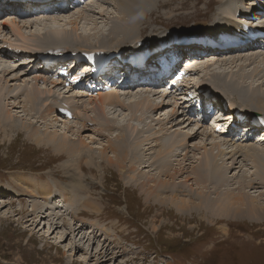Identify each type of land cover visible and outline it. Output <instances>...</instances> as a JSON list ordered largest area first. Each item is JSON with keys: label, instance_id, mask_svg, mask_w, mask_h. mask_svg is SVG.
I'll list each match as a JSON object with an SVG mask.
<instances>
[{"label": "rangeland", "instance_id": "rangeland-1", "mask_svg": "<svg viewBox=\"0 0 264 264\" xmlns=\"http://www.w3.org/2000/svg\"><path fill=\"white\" fill-rule=\"evenodd\" d=\"M39 1L41 0H29V1L18 0L16 3L12 4V5L16 4L15 8L8 6V8H5V10L7 9L6 11H0V30H2L0 34L1 37L9 38L10 36L9 40L11 41H8V43H13V44L16 43L15 45L18 44L23 45V40L19 38V36H17V30H18L21 33H24L23 37L25 38V40H27V42H30L28 39H34L33 32L35 28L31 29V26L30 27L23 26L22 25V23L24 22L23 19L30 18L35 21L37 18L44 16L43 11L40 12L33 11L31 15L29 14L24 16L21 14L25 13L26 10L24 11L23 9L24 7H26V5H28L29 8H31L32 5H36L35 3ZM92 2L93 3H89L90 5L89 7L85 5L84 6L85 9L89 10L90 8H93L96 4L105 5V4H101L102 2L101 3H97L94 1ZM111 2L112 5L107 4L105 8H108L110 11H113L115 9L116 0H111ZM222 2L223 0L220 1L219 0H177L176 3L165 5V2L159 0L158 1L159 5L158 3L157 4L155 3L156 7L154 6V8H151L149 13L146 14L145 18L144 17H143L144 19L142 18V21L139 25L140 26L139 29L143 30L139 34V36H141L139 38L141 42L136 44H138L139 47L142 42H145L148 38H151V36L153 37L155 34L161 36H163V34L164 35L166 34L169 37V42H171L170 40L177 37H180L179 40H181L182 38H187L188 36H191L195 32L203 30L201 29V27L202 28L210 27L211 25L214 24L211 21H213L215 12L217 9L220 8ZM251 6L261 7L263 6V4L261 3L258 4L254 0H251L250 7ZM0 8L2 9L3 7ZM36 8L38 10V7ZM78 9L81 10L80 8L71 6L70 8H66L65 11L68 10L73 12L71 13L72 16L79 13ZM172 9H174V11L167 15L163 13V12H169ZM243 9H246L244 5H242L241 10L235 11L237 13L234 12L235 14L233 13V16L236 17L238 20H244L243 18L241 19V15L243 14L242 12ZM28 11L30 12V10ZM65 11L61 12V14H67L65 13ZM228 11L229 9L226 12L228 13ZM256 11L257 13L261 12V15L263 16V12L261 10L256 9ZM69 16H67V19H69ZM221 18L226 20L227 16L222 15ZM262 18L264 19V17ZM44 19L47 20L50 18L46 17ZM102 19H98L97 21H101ZM45 20L41 22H37L36 23L37 26L39 24H44ZM143 21H145V23H143ZM84 25H87L85 23V20L84 22L79 21L77 27L75 26V24L64 23L61 21L56 22L55 26L58 28H64V32L60 35H57L55 40H57L58 43H55V45L59 46V45H64V43H72L73 46L70 47L74 49H81V47L84 44L90 45L91 48L94 46L98 47L101 43L114 44L115 42L114 39H107V41L106 40L104 41L105 43L100 41V43L98 44L97 42L93 43L92 40H87V38L83 37L84 33H88L87 30L83 27ZM236 25L240 27V24L238 22H236ZM19 26L21 29H19ZM109 27L112 28L113 27L112 24H109L106 27H104V25L101 26L103 31L106 32L109 31ZM49 29L53 31L52 27H50ZM153 29L158 30L159 32L156 31L152 33ZM136 31L137 29L128 33L125 32L126 34H124L123 37L122 36L115 37L119 39L123 38V40L126 41L125 43L120 44L119 47L126 48L128 46L127 43L130 42L129 40H127L128 36L135 34ZM235 31L236 28L233 27L232 25L230 26L229 24L225 26L224 32L221 33H232L233 36H235L236 34ZM209 32L210 30L205 33H209ZM210 34H215V33L211 31ZM51 36L53 37L54 35L51 34ZM90 37L91 35H89V38ZM245 39L246 38H244L243 40ZM34 42L37 44L35 45L36 47H34L35 49L33 48L34 50H36L35 52L44 53L52 50V49L50 50L47 45H41V43L36 40H34ZM190 45L191 43H188L187 46H185V44L179 45L183 47V49H179L181 58L178 62V65L175 68H179L181 72L185 69L184 60L187 58L188 53L198 51V50H194L196 47ZM107 46L109 47L112 45H107ZM42 47H46V48H42ZM197 47L201 49L200 51H204L203 49L206 48L202 46H197ZM190 48L192 49L190 50ZM28 49L31 50V46L28 45ZM122 50L123 49L116 51L117 53L115 54V57H117L118 60L121 53L120 51ZM207 50H208L207 52H209L210 48ZM225 50L226 49H222V50L218 49L215 51H219L222 54V56L223 55L225 56L226 55L225 52L229 53L228 50L227 51ZM73 51L74 50L68 52L61 51V53H54L55 55H53L52 58H54V56L66 57L67 55L72 56V58H74L76 54L73 53ZM76 51L77 50H75L74 52ZM234 51L235 50L230 52V54H232ZM135 52L136 51L130 52L126 56L129 58L133 56ZM143 52L144 50L141 51L140 54H142ZM256 52H260V51H256ZM77 53H81V51L78 50ZM83 54L88 57H92L95 55L99 57L102 56V52L96 49H92L90 51L85 50ZM14 55H12L13 58L11 61L7 63L5 62V66L7 68H11L10 69L11 72L9 71L8 74L4 76L5 79L0 77V84L2 86L11 85L10 87L13 88L14 90L10 92V94L14 96L13 97L14 101L16 103L22 101V103H20L21 105L17 103L16 104L17 108H15L13 107V103L10 102V99L7 98L4 101L5 103L4 107L6 111L10 109H16V111L13 110L14 112L13 114H17L16 116H20L23 114V116L20 119L21 123H25V124L33 123L34 125L31 126V132L35 133L36 137H34L33 139L28 138L26 135L27 133L26 131H23L25 130L23 128L22 130L15 129L13 131L11 129H10L11 131L8 129L6 130L7 132H4L5 129H0V264H264V217L259 219L258 215H254L251 213H246V215H244L245 213L244 214L233 213L231 215L238 218L235 219L229 217H228L229 219L214 218L211 219L212 220L211 221L209 217L210 215L206 211L200 209V207L194 209L195 204H193L192 207H189L191 208L190 210L181 213L178 212L175 207H173L174 205L171 202L165 204V202L160 203V201H157L156 194H159L158 190H156V192L158 193H156L155 195L147 196V194L141 190L140 186H138V184H141V182L143 181V178L138 177L137 175H139L140 173L143 174V172H147L155 177H161L162 179L165 178V175H168L167 178L169 179V177L171 176L170 172L162 171L161 173L165 175L162 174L158 175L157 173L160 168L156 167L155 165L157 164V161L160 162L162 159L158 160L156 159V157L161 156L162 154L164 155L166 152L160 151L159 149L160 145L155 140H162V142H165L167 141L164 138L165 135L173 136L174 139H176L177 138V136H175L176 132L174 133L172 129H169L170 131L168 129L165 130L164 125H161L159 124V122L155 121L154 123L157 125L156 126L151 125L150 126L151 129L150 127H148L149 131L147 133L141 132V135L140 132L137 133V135H139L138 144H137V146L139 147V155H140L139 157L144 162L147 160V163L146 164L141 163V165L139 166L138 164L140 163L138 162V164L134 163L133 165L132 164L133 157H131V154L133 150H135V148H132L133 149V150L131 149L132 152L128 156L127 161H125V164L128 165L127 166L128 170L122 175L120 171H118L114 167L111 168V166L107 163L109 157L114 159L113 157L114 153L112 152V149L108 148V146L106 145L108 143L107 142L108 137H102L99 135L97 136V133L93 131L94 128L87 121L89 115H93V116L100 115L99 104L95 105L94 103L98 98L97 97L98 94H100L101 92L104 93L105 91H108L105 90L107 86L106 85L104 86V90L103 88L100 89L99 87L100 85H98L97 83L98 80L96 81L97 79L96 77H88L86 79L87 81L85 80L81 85H76L74 81H72L71 79L70 81L67 82H61L60 80H58L61 83L55 82V84H53L56 85L55 88L56 91L63 93L65 92L66 94L68 91H71V89L72 91L66 95L68 97H65L63 99L57 98L60 97L58 93L57 96H53V95L48 96L47 97L48 99L51 97V100H55L57 104L62 107H64V103L66 104V99L68 100L70 99V101L73 102L78 101L80 103L84 101L85 104L82 107H78V110L81 109L79 111V114L84 113L85 107H87L88 109H91L93 105H95L96 107L90 111H87L88 113H86V115L84 116H82L83 114H81L80 115L81 118L85 116L88 117V118L85 117L86 119L83 118V120L80 117H78V119L75 117L73 118L68 117L66 109L62 108L60 109V111H58V113L55 116L46 115L47 120L45 122H42V120L38 122L37 119H39L38 117H40L41 114H39L36 110H34L32 115L36 116L38 113V115L40 116H36L33 119H30L31 117L28 115H24V113L22 114L17 113L19 109L18 106L20 107L19 111L23 110L22 107L24 104L23 100L27 96V92L23 93L22 91L24 90L25 87H27V85L29 88L31 85L34 86L36 84L39 86V87L37 86L38 88L53 86L51 85L52 83L51 81L46 82V80L41 79L44 76V74L46 75L43 78H46L47 80L49 79L57 80V77H54L49 71H47L46 73L45 71L43 72L42 70L37 71L36 69H32V67L30 68L29 67L30 65L27 66L26 63L23 64V62H21L23 60H26L25 57H21L17 55L14 56ZM65 57L63 58L64 60L72 59ZM204 58H206V56H204ZM17 59H20L21 61L19 60L18 62ZM118 60L116 59L115 61ZM263 60L264 58L254 62L255 65L254 68L249 67V70L254 69V73L257 74L256 81L261 86L264 85V78H263L264 75L261 74L264 72ZM70 61L66 63H70ZM259 61L260 62L263 61V63H261L263 65V69L259 67L258 65ZM59 64L60 62L53 64L51 68H53L55 71L57 70V68H61L60 66L58 67ZM85 65L86 64H84V66ZM190 66L188 67L190 68ZM37 67H39V65ZM83 68L84 67L82 65L80 67L81 71H83L82 70ZM123 68L124 67H121L120 63H116L115 69L117 70L118 73V75L116 74V77H118L117 81L119 82L121 80V78H119L121 76L120 74L123 75L125 73ZM228 69L231 70L230 68ZM24 70L27 72L28 70H33V71L29 73L30 76H28L27 78V77H23V73L25 72ZM132 72L136 73V71H132ZM34 73L41 74L40 82L39 81L37 82L35 79H33V76H35ZM224 73L226 74L225 71ZM250 74L253 75V72L251 71L249 73H246L247 76ZM157 75L154 76L156 77ZM228 76L231 78V82L236 84V86L233 87H237V89H241L242 91H248L249 88L248 85L250 84V81L246 79H238L236 75L233 76L232 74H229ZM211 77L217 78L216 76H212V75L210 76V78ZM169 78H170L169 76L163 74H160L158 76L157 84L158 87H160L159 88L160 90H158L160 91V93L158 95H155V97L153 98V99L156 98L155 99V101L157 100L156 102L163 103L165 96L168 95L167 91L172 94H170V96H168V99L165 100L174 102L176 98L179 99V97L174 94L175 87L170 88L168 85V83H170L168 81ZM197 78L198 77H196L195 80H197ZM155 79H157V77ZM134 80H138V79L135 78ZM142 83L147 84L144 81H142ZM63 84L65 87L61 88L60 86H63ZM116 84H118V82H116ZM17 87H22V89H19ZM19 90L22 91L18 92ZM135 90H138V88L132 89V91H130L131 93L128 96H130L131 94H135V92H138ZM122 92L127 94L128 91L125 90ZM142 92H144V94H149L150 90L145 89ZM10 94H7V97L10 96ZM46 94L49 95V92H46ZM200 95H201V99H198L199 101L197 103L198 105L196 106V108L192 106L194 112L193 114L194 119L197 118L198 115L201 116L204 115L205 110L207 115L210 110H212V112L209 114V116L206 115L207 118H205V116H203V118L201 117L202 119L200 120V123L205 125H203L204 127L200 129L199 133L203 132L205 127L210 128V125L215 120V117H217L216 113L218 112L219 107L221 112V110L226 109L225 104L230 103L229 99H227L224 95L223 96L221 95L224 100L223 101L224 105L222 104L218 108H216L217 105L214 107V103H211L210 105L202 106V102H203L202 94ZM248 96L250 97L251 100L255 99V96H252L251 93H249ZM43 100H45V98ZM179 100L181 102V99ZM212 102L217 103V101H215L214 99H212ZM48 106L50 107V105ZM162 106L164 105L159 104L158 109ZM173 106H175L174 103L172 105L167 104L159 112L155 113V111L152 112L148 111L149 112L148 114H152L153 116L155 113L157 117L161 115L163 117V115L165 114L168 115L169 112H172L170 110L173 108ZM117 109H121L120 110L121 112L123 111L122 108H117ZM177 109L179 110L178 107ZM104 110L108 111V112L106 111V113L108 114L110 113L109 109H104ZM115 111H119V110H115ZM232 111L233 110L230 109L229 107V111L227 113H230ZM72 112L73 111H71V116H72ZM124 112L125 111H123V113ZM109 115L112 116V114ZM62 118H65L66 120H70L69 122H71L70 125L72 131H69L67 129V131H69L67 137L72 141H74L76 144H78V142L80 141L77 133H79L78 131L79 128L80 129L83 128L81 127L82 126L81 123L82 122L84 123V121H86V123H84L85 126H90L92 128L90 131L87 130L86 132H84L86 133V135L84 134L82 137L86 141V145H87L83 153L86 152V154H88L89 152L90 154L92 150L93 155L95 154V157H98L95 160L96 161L95 164L92 165L93 169L91 171L85 166L83 167L84 173L81 174L80 172H78L79 170L82 171V169L79 170L77 169L78 161L84 163L86 160H90L88 159V156L83 155L82 152H81L82 154L80 155L81 156L83 155V158H87V159L84 160L80 157L82 160H80L79 158L76 160L77 163L71 165L69 164L68 155L66 152L55 151L52 146H46L45 144H41L37 142V138L42 137L44 135H48V134L52 135V133L55 134V132H58V134H60L59 133L61 132L60 129L64 127V124H62L64 122L60 121L62 120ZM257 118L259 120H264V115L259 113ZM99 121L105 123L104 121L106 120L100 115ZM131 121L132 123L138 126L139 125L143 126L142 123H140L137 120H134L133 117ZM154 123L151 122V124ZM236 124H238L237 121ZM37 125L39 128L37 127ZM182 125L183 124H181L180 127L179 126L177 127L179 131L181 130L188 133L196 131L200 126V124L198 125L196 124V122H194L191 126L187 128H185V125L183 126ZM113 131L115 132L114 129ZM144 133L148 134L149 140L144 138L143 136ZM160 133L161 135H163L164 133V135L163 136L160 135L161 136L160 137L159 136ZM242 133L243 130H241L240 128V132L238 130L236 137L238 138L242 137L243 136ZM224 134H228V133L225 132ZM208 135L209 137L207 141H209V139L210 140L212 139V135L210 134V132L208 133ZM253 136L250 139L254 138V141H257L258 133H254ZM203 138L204 137L201 136V133L198 134V136L196 137L194 136L192 138H189L190 139L189 144L191 142L193 143H191L189 148L185 151H189V153H195L202 156L203 153L201 152H203L204 150L202 149L201 145L204 144V140H205V139L203 140ZM195 144H198V146L193 150ZM104 147L105 150L111 152L105 151L103 149ZM180 149L178 148L179 151ZM223 149H225V145ZM102 150L104 152V157H102L101 155ZM215 152H219L218 154L220 157L230 156V155H226V153L221 150L215 149ZM184 154L185 153H179L178 151H176V154H174L175 157L173 158V163H172L173 165L169 164V161L171 160L170 158L167 159L163 158L168 162L167 165L165 164V162L163 164H165L166 167L172 165L171 172H173L175 168L177 169L176 166H178L177 164L179 163V160L182 158L181 155L184 156ZM144 156L145 158L146 157L147 158L145 159ZM123 158H126L125 154ZM239 160L240 162H242L241 159ZM65 162L67 165H65ZM130 163L131 166H135L134 167V169L136 170L134 171L135 173L128 168L130 167L129 166ZM149 165L150 167H148ZM233 165H235V163H233ZM237 165H239V163ZM192 168H193V164L186 165V167L183 169V173L181 174V172H179V176H177V179L175 177L174 182L178 183L179 186L178 185L177 186L180 187L181 189L176 187L175 183H172L171 184L172 187L167 189L169 190L168 191L169 193L166 192V194L168 193L166 196L167 198L172 199L171 196L174 195L173 190H171L172 188L178 191L177 196H179L178 194L179 192L185 195L187 194L188 190L187 189L183 190V188L187 187L185 186V182H187V184L189 183L190 184L189 186H193L191 185L193 179H191L190 178L191 176L187 174V171L192 170ZM68 169L76 173V175H78L76 177L80 179L79 181H81L82 184H84L85 189H82L79 186L76 187L77 189H79L78 193H81V195L78 197L75 194V192L73 193V189L71 187L75 181L71 180L69 175L72 174L73 172L69 173ZM233 170L235 171L237 170V168H234ZM234 171H232L231 176L233 175ZM18 172L20 173L22 172V173L20 174ZM242 172L243 170L238 172L236 176L237 175L240 176ZM26 174H35L36 179L38 180H39V176L42 175L43 181L50 183H54V182L59 183L61 186L63 185V187L65 188L59 187L60 189L61 188L62 189L56 191L57 194L56 195L54 194V198H52L51 200L55 201L60 198L57 204L59 203V205H61L60 209L61 207L65 206L64 209L67 211L65 213H61L60 210L55 209L52 211V214H54L52 216H46L44 215V213H41V215H39L37 218L35 217L37 221L34 219L30 220L31 216L29 215V213L32 211L34 207L33 206L34 203L29 204L27 195L21 196L20 195L21 193L18 187L16 186V184H18L20 181L19 179H17V177L23 175H24L23 177H25ZM132 177H135L138 181L133 180ZM84 178L87 179L86 182L84 181L85 180ZM211 186L208 185V187L204 188L203 191L210 194ZM6 192H9L10 194H5ZM217 192L219 191L212 193V195L215 194L214 196L217 197L218 194ZM23 194H27V193L23 192ZM89 197L91 198L90 201H92L93 199L98 204L97 205L98 211L85 209L83 208L84 205H81L79 206L80 210L78 212L77 211L72 212L71 205H73L72 202L74 201V198L75 200H78L77 198H83V199L85 198L86 200V198L90 199ZM160 197L161 198L165 197V194H162ZM21 198L23 199L22 201H20ZM192 199L195 200L196 198L193 197ZM42 200L39 199L38 201L43 202L44 200L43 201ZM196 201L198 202V200ZM20 204H22L21 206H24L23 211L20 210L21 207L19 206ZM86 218L90 220L88 221L86 220ZM81 223H85L86 225H83L84 227L80 228ZM224 228L226 230H224ZM84 231L87 234H85ZM83 236H85V238Z\"/></svg>", "mask_w": 264, "mask_h": 264}, {"label": "bare ground", "instance_id": "bare-ground-1", "mask_svg": "<svg viewBox=\"0 0 264 264\" xmlns=\"http://www.w3.org/2000/svg\"><path fill=\"white\" fill-rule=\"evenodd\" d=\"M23 1H29V0H23ZM76 1L77 0H56V1L55 0H41L35 3L37 6L30 5L31 8H29V6L26 5V7H24L23 10L24 11L26 10V11L24 14L23 13L21 14L23 16L29 15V14L31 15L33 11H39V12L43 11L44 16L37 18L35 21L30 18L23 19L24 20V22L22 23L23 26H27V27L31 26V29L35 28V30L33 29L34 39H28L31 43L27 42V40H25V38L23 37L24 33H21L18 30H17V36H19V38L23 40V45H20V44L15 45L16 43L15 44L8 43V41H11L9 40L10 36L9 38H2L0 35V77L1 78L5 79L4 76L8 74L9 71L11 72L10 70L11 68H7L5 66V62L7 63L11 61L13 58L12 55L14 54H16L17 56L25 57L26 59L23 61H21L20 59H17L18 62L20 60L21 62H23V64L26 63L27 66L30 65L29 66L30 68L32 67V69H36L37 71L42 70L43 72L45 71L46 73L47 71H49L54 77H57V80L55 79L47 80L46 78H43L46 75L44 74V76L41 78V79L46 80V82L51 81L52 82L51 85L55 84V82H58V83L67 82V81H70V79L74 81L76 85H81L88 77H96V73L88 72V71L81 72V69L79 66L76 67L75 70H72V71H70L69 69H65V68H64L65 70L61 69L62 71L60 70L54 71V69L51 68V66L53 64H56V63H53L55 60H49L50 58H52L53 55H55L54 53H61V51L68 52L71 50H74V51L80 50L81 53H77V51L76 52L73 51V53L76 54L74 58L68 55H67L68 57L64 56L65 58H72V59H66L65 62H68L70 60L77 59L80 56H83L87 58L85 59L87 65L90 66L91 65L90 62H93L94 60H96L98 63V68H101V66L102 67L105 66L104 65L105 63L103 61L105 59L109 60L110 63L115 61L116 59L118 60V58L115 57V54L117 53L116 51H119L120 49H123V50L120 51L121 53H120L118 61L122 63H126L125 61L128 60L129 58L139 55L141 51L143 50L144 52L142 54H150L149 58L151 60H155V56L158 54V52H161L163 50L162 51V54H163L165 51L168 50V47L166 46L169 44V37L166 34L165 35L163 34V36L155 34L153 37L151 36V38H148L145 42H142L139 47H138V44H136V43L141 42L139 40V38L141 37L139 36V34L143 30L139 29L140 27L139 25L142 21V18L143 17L145 18L146 14L149 13L151 8H154L155 3L157 4L159 0H116L115 9L113 11H110L108 8H105L107 4L112 5L111 0H84L83 2H80L79 4H76L75 3ZM92 1L97 2V3L102 2L101 4H105V5L96 4L93 8H90L89 10L85 9L84 6L87 5L89 7L90 6L89 3H93ZM160 1L165 2V5L173 4L177 2V0H160ZM250 1L251 0H223L222 4L220 5V8L217 9L215 12L213 21H211L214 24L207 28L201 27V29L203 30L195 32L194 34L191 35L192 38H196V37L198 38L204 34L205 36L210 35L211 31L216 34H219L221 32H224L226 25L230 24V26L232 25L233 27L236 28V31H235L236 34L234 37H242V40L246 38L241 43H239V45L230 43V41H236V39L229 40V41L226 39L227 41L225 40L224 47H220L216 42H213V41H211L210 43L206 42L207 44H210V46L204 48L203 49L204 51H200L201 49L195 46L196 48L194 50H198V51L188 53V56L184 60V62H187L188 66L192 65L190 66V68L185 69L184 71L181 72L179 68H175V66L178 65V60H177V61L172 62L173 67L169 68L170 70L168 69L162 70V71H165V74L170 77L168 79L169 82H172L170 86L171 87L175 86L174 94H176L179 97V99H181V102L176 97H175L176 99L174 102L165 100V99H168V96H170V94H172V93H169L168 91H167L168 95L165 96L164 98L165 101L163 100V103L156 102L157 101V100L155 101L156 98L153 99L155 95H158L160 93V91H158L160 90L159 89L160 87H158L157 82L150 81L151 78L153 79L154 71H152L153 73L148 72V71H144V72L136 71V73L135 72L133 73L132 71H130L129 67L125 66L123 68L125 73L119 77L121 78V80L120 82H118V84H116L118 79L114 77L113 79L116 80V82H114L110 86L108 85L107 82L100 85V82L96 80L98 85H100L99 86L100 89L103 88L104 90V86L106 85L107 87L105 88V90H108V91H105L104 93L101 92L100 94H98L97 96L98 98L94 103L95 105L99 104L100 115L103 118H105L106 121H104L105 123L100 122L99 121L100 115L99 116L89 115V118L86 116L85 117L88 118L87 121L94 128L93 131L97 133V136L99 135L102 137H108V140H107L108 143L106 145L108 146V148H111L112 152L114 153V156H113L114 159L109 157L107 160L108 161L107 163L111 166V168L112 167L116 168L123 175L128 170L127 169L128 165L125 164V161H127L128 156L132 152L133 150L132 148H135V150H133L131 154V157H133L132 164L133 165L134 163L138 164L139 162L140 164L138 165L140 166L141 163L142 164L147 163V160L144 162L139 157L140 156L139 147L137 146L139 135H137V133L140 132V135H141V132L147 133L149 131L148 127H150L151 125H155V126L157 125L154 123L155 121L159 122V124L161 125H164L165 130L172 129L174 133L176 132L175 134V136H177L176 139H174L173 136L165 135L164 138L167 141L162 142V140H155L160 145V148H159L160 151L166 152L164 155L162 154L161 156L156 157V159L158 160L162 159L160 162L157 161V164L155 165L156 167L160 168L157 173L158 175H160L162 174L161 173L162 171L170 172L171 176L169 177V179L167 178L168 175H165V174H162V175H165V178L162 179L161 177H155L147 172H143V174L140 173L137 176L143 178V181L141 182V184H138V186H140L141 190L144 191V193H146L147 196L155 195L156 193H158L156 192V190H158L159 194H156L157 201H160V203L165 202V204L171 202L174 205L173 207H175L178 212H181V213L186 212L191 209L189 207H192V205L195 204L194 209L200 207V209H203L204 211H206L210 215L209 216L210 220L214 218H228V217L234 218V219L238 218V217L232 216L231 214L233 213L235 214L245 213L244 215H246V213H251L254 215H258L259 219L264 217V141L257 142V141H254V138L250 139L253 136V134H251L253 132L251 131H253V127H255L251 122L254 119H258L257 116L259 113L264 115V85L261 86L256 81L257 74L254 73V69L249 70V67L251 68L255 67L254 62L264 58V52H263L264 51V19L262 18L264 17V1L254 0L258 4L259 3L263 4V6L261 7H257V6L250 7ZM16 2L17 1L8 3L5 0H0V7H3L2 9L0 8V11H6L7 9L5 10V8H8V6L15 8L16 4L15 5H12V4ZM63 5H65V7ZM242 5L246 7V9L242 10L243 14L241 15V19L243 18L244 20H238L236 17L233 16V13L235 11L241 10ZM35 6L38 7V10ZM71 6L80 8L81 10L78 9L79 11L78 10L77 11L79 13L71 16V13L73 12L68 11V10L65 11L66 8H70ZM20 9H21V6H20ZM228 9L229 11L227 13L226 11ZM256 9L261 10L263 12V16L261 15V12L257 13ZM28 10H30V12ZM64 11L67 14H61V12H64ZM173 11L174 9H172L169 12H163V13L167 15ZM222 15L227 16L226 20L221 18ZM58 16H61V17H58ZM67 16H69V19H67ZM46 17L50 19L45 20L44 18ZM98 19H102V20L97 21ZM43 20H45L44 24H39L37 26L36 23L41 22ZM84 20L87 25H84L83 27L87 30L88 33L90 32L89 35H91V37L89 38L88 33H84L83 37L87 38V40H92L93 43L97 42V44L100 43V41L105 43L104 41L105 40L107 41V39H114L115 40L114 44H108V43L102 44L101 43L98 47L94 46L92 48L90 47V45L84 44L81 47V49H74L70 47V46H73L72 43H64V45H59V46L55 45V43H58L57 40H55L57 35H60L64 32V28H58L55 26L56 22L61 21L64 23L75 24V26L77 27L78 22L79 21L84 22ZM236 22L240 24V27L236 25ZM143 23H145V21H143ZM109 24H112L113 27L112 28L109 27L108 32L103 31L101 26L104 25V27H106ZM50 27L53 28L52 29L53 31L49 29ZM19 29H21L20 26H19ZM136 29L137 31L135 34L128 36L127 40L130 41L129 43H127L128 46L126 48L119 47L120 44H123L126 41L123 40V38L119 39L115 37H120V36L123 37L124 34L131 32L133 30H136ZM209 30H210L209 33H205V32H208ZM156 31L158 30L153 29L152 33ZM1 32L2 30H0V34ZM51 34L54 36L52 37ZM45 38H46V41H45ZM179 39L180 37L170 40L171 41L170 44L175 43V41ZM34 40L40 42L41 45H47L50 50L52 49L51 51H48L50 53L35 52L36 50H34L35 49L34 47H36L35 45L37 44L34 42ZM150 43H151V46H150ZM28 45L31 46V50L28 49ZM107 45H112V46L108 47ZM202 47H205V46L202 45ZM42 48H46V47H42ZM209 48H210V51L207 52L208 51L207 49ZM92 49H96L102 52V56L99 57L95 55L92 57H88L83 54L85 50L90 51ZM177 49L178 50L183 49V47H177L175 48V51ZM211 49H214V50H211ZM218 49H221V50L226 49L225 51L228 50L229 53L225 52L226 55L222 56V54L219 51H215ZM233 50L235 51L232 54H230V52H232ZM133 51H136V52L134 53L133 56L128 58L126 55ZM256 51H260V52H256ZM204 56H206V58H204ZM64 57L58 56V58L56 59L61 60V64H64L63 63ZM151 60H148V62L152 65H155V61L153 62ZM263 61L261 62L259 61V64H258L259 67H261V69H263V65L261 64L263 63ZM163 64L167 65L168 62H164ZM38 65L39 67H37ZM87 65L84 66L85 69H90L88 68ZM66 66H68L67 63H66ZM74 67L75 65L73 66V68ZM228 68H230L231 70H229ZM31 71L33 70H28V72L25 71L23 73V77L28 78V76H30L29 73ZM224 71L226 72V74L224 73ZM251 71L253 72V75L250 74L247 76L246 73H249ZM227 74L228 75L232 74L233 76L236 75L238 79H246L250 81V84L248 85L249 86L248 91H242L241 89H237V87H233V86H236V84L231 82V78ZM261 74L264 75V72ZM34 75L35 76H33V79H35L37 82L38 81L40 82L41 74L34 73ZM141 75H143L146 78H150V79L144 80V82L147 81L148 84L142 83V80L140 78ZM211 75L216 76L217 78L215 77L210 78ZM136 76L139 77L137 78L139 80H134ZM192 77H195V78L198 77V78L197 80H195V78H192ZM97 79L99 80V78ZM58 80H60L61 82ZM10 86L11 85L2 86L0 84V129H5L4 132H7L6 130L8 129L9 130L11 129L13 131L15 129L22 130L23 128L25 129L23 131H26L27 133L26 135L30 139H33L34 137H36V134L31 132V126H33L34 124L31 123L32 124L31 125L28 123L27 124L21 123L20 119L23 116L22 113H24V115L30 116L31 117L30 119H33L36 116H40L38 115L39 113L41 114V116L38 117L40 119V120L37 119L38 122L41 120L42 122H45L47 120L48 115L55 116L58 113V111H60V109L62 108H65L69 114H71V111H73L71 117L72 118L75 117L78 119V117L81 118L80 116L81 114H83L82 116H84L86 115V113H88L87 111H90L96 107L95 105H93L91 109H88L87 107H85L84 113L79 114V111L81 109L78 110V107H82L85 104L84 101L80 103L78 101L73 102V101H70V99L69 100L66 99V104L62 101L64 103V107H62V106H59L55 100H51V97L49 99L47 98L48 96H52V95L57 96V93H58L60 97H57V98L63 99L65 97H68L66 95L70 93L72 89L71 91H68L66 94L65 92L63 93V92L56 91L55 89L56 85H53L51 87L47 86V87H40V88H38L39 86L37 84L34 86L31 85L30 88L27 85V87L25 86H24L25 88L23 87L24 88L23 91L22 90L18 91V92L22 91L23 93L27 92V96L23 100L24 104L22 106L23 107L22 111H19L20 107L18 106L19 109L17 113H20L22 115L16 116L17 114H13L14 113L13 110L16 111V109H10L6 111L4 107L5 105L4 101L7 98L10 99V102L13 103V107L15 108H17V105H16L17 103H19V105H21L20 103H22V101L17 102V103L14 101L13 99L14 96L10 94V92H12L14 89L11 88ZM60 87L62 88L65 86L63 84V86H60ZM17 88L22 89V87H17ZM134 88L135 89L138 88V90H135L138 92H135V94H131L130 96H128L131 93L130 91H132V89ZM142 88L150 90V93L144 94V92L142 91H144L145 89H142ZM125 90L128 91L127 94L122 92ZM187 91L192 92L193 96H191L189 101H184L183 100L185 98L184 94H187ZM208 91L212 93L213 98L211 99L204 98L202 100L203 101L202 106L210 105L211 103H214V107L217 105L216 108H218L220 105L224 103L223 102L224 100L222 98L223 95L227 99L230 100V103L225 104V105L230 107V109H232L233 111L230 113H227L229 109H223L220 112V107H219L217 114L220 113V115L224 118L220 120L221 126L226 125L227 131L229 130L231 132L230 134H224L225 132L221 133L216 129L205 127L204 131L200 132L201 136L204 137L203 140L205 139L204 144L201 145L202 149L204 150L203 152H201L203 153V155L201 156L199 154L189 153V151H185V150H187L190 144L193 143L191 142L189 144V141H190L189 138L198 136V134H200L199 133L200 129L204 127L203 125H205V124L200 123V120L203 118V116L202 118L198 116L197 118L194 119V116L192 114L193 113L192 106L196 108V106L198 105L197 103L199 101L198 99H201L200 94H202V92L205 93ZM46 92H49V95H47ZM249 93H251L252 96H255V99L254 100L252 99L253 101L248 96ZM7 94H10V96L7 97ZM44 98L45 100H43ZM212 99L217 101V103L212 102ZM173 103L175 106H173V108L170 110L172 112H169L168 115L167 114L163 115V117L162 115L158 117L156 116L155 113L162 110L165 105L167 104L172 105ZM159 104L164 105V106L158 109ZM48 105H50L51 108ZM112 105L115 108V110H119V111H115ZM177 107L179 108V110L181 109L182 110L179 111ZM117 108H122V110L125 112L123 113V111L122 112L120 111L121 109H117ZM104 109H109L110 111L109 114H112V116L106 113L107 110H104ZM34 110L38 112V113L36 112L37 113L36 116L32 115ZM27 111H30V112H27ZM148 111L150 112L155 111V113L152 116V114H148L149 113ZM204 113H205L204 114L205 118H207L209 114L207 115L206 111ZM220 115H217V116H220ZM132 117L134 118V120H137L140 123H142L143 126L141 125L138 126L132 123L131 121ZM83 118L81 119L83 120ZM240 118H244V119H240ZM60 121L64 122L62 123L64 124V127L63 128L60 127L61 128L60 129L61 132H59L60 134H58V132H55V134L52 133V135L50 134L44 135L42 137L37 138V142L41 144H45L46 146H52L55 151L66 152L68 155L69 164L71 165L77 163L76 160L79 159L80 157L84 160L87 159V158H83V155H87L88 159L90 160H86L84 163H82L81 161H78L77 169L78 170L82 169V171L81 170L78 171L81 174L84 173L83 167L85 166L91 171L93 169L92 165L95 164L96 162L95 160L98 157H95V154L93 155L92 150L90 152V154L92 155H90L89 152L88 154H86V152L83 153L87 145H86V141L82 137L84 134L86 135V133L84 132H86L87 130L90 131L92 128L90 126H85L84 123H86V121H84V123L82 122L81 127L83 128L81 129L79 128L78 129L79 133H77L80 141L78 142V144H76L74 141H72L71 139L67 137L69 131H72L71 130L72 128L70 125L71 122H69L70 120H66L65 118H62V120ZM236 121L238 124H236ZM259 121L261 122V120ZM151 122L154 124H151ZM194 122H196V124L198 125L200 124L198 129L194 132L188 133V132H184L181 130L179 131V129L177 128L178 126L180 127L181 124L185 125V128H187L191 126ZM215 122L217 121L215 120ZM227 122H230V124ZM232 125L235 126L236 128L231 129ZM260 125H261L260 130L261 132H263L264 124L260 123ZM240 128H243L244 131L249 130L250 134H246L239 138L236 137V134L238 133V130ZM67 129L69 131H67ZM113 129L115 130V132L113 131ZM257 131H258V128L256 129V132ZM209 132L212 135V139L211 140L209 139V141H207L209 137L208 135ZM146 133H144L143 136L144 138L149 140V136ZM160 135L161 133L159 134V136ZM260 139L264 140V137ZM224 145H225V149H223ZM197 146L198 144H195V146L193 147V150L197 148ZM178 148L180 149V151L178 150ZM103 149L105 150V147ZM215 149L221 150L225 152L226 155H230V156L220 157L218 154L219 152H215ZM105 151H108V150H105ZM176 151H178L179 153H185V154L184 156L181 155L182 158L179 160V163L177 164L178 166H176L177 169L175 168L174 171L171 172L172 165H173L172 164L173 158L175 157L174 154H176ZM81 152L83 153L82 156L80 155L82 154ZM108 152H111V151H108ZM124 154L126 155V158H123ZM101 155L102 157H104L103 150H102ZM81 158L80 160H82ZM163 158H166V159L170 158L171 160L169 161V164H172V165L169 167H166L168 162L167 160H164ZM239 159H241L242 162H240ZM164 162L166 165L163 164ZM233 163H235V165H233ZM238 163L239 165H237ZM190 164H193V168L192 170H188L189 172L187 171V174H189L191 176L190 178L193 179L191 183V185L193 186H189L190 184L189 183L187 184V182H185V186L187 187L183 188V190L184 189L188 190L186 195L179 192L178 193L179 196H177L178 191L172 188L171 190H173L174 195L171 196L172 199L167 198L166 196L169 193L168 192L169 190L167 189L172 187L171 185L172 183H175L174 182L175 177L177 179V176H179V172H181L182 174L183 169L186 167V165H190ZM65 165H67L66 162H65ZM129 166L130 167L128 168L131 169L133 172L136 171L134 169L135 166H131V163ZM148 167H150V165ZM234 168H237V170L239 171L237 170L234 171L233 170ZM241 170H243L241 175L239 173L240 176L238 175L236 176V174L240 172ZM232 171H234V173L231 176ZM68 172L71 173L73 171H70L68 169ZM23 176L17 177V179H19L20 181L18 184H16V186L18 187L21 193L20 194L21 196L27 195L29 204L34 203L33 204L34 207L32 211L30 212L31 214L29 213V215L31 216L30 220L34 219L37 221L35 217L37 218L39 215H41V213H44V215L46 216H52L54 215L52 214V211L55 209L60 210L61 213H65L67 211L64 209L65 206L61 207L60 209L61 205H59V203L57 204L60 198L55 201L51 200L52 198H54V194L55 195L57 194L56 191H59L62 189V188L60 189L59 187H63V185L61 186L59 183H55V182L50 183V182L43 181L42 175L39 176V180L36 179L35 174H26L25 177ZM76 176L78 175H76V173L74 172L69 175L70 179L75 181L74 184L70 186L73 189V193L75 192V194L78 197L81 195V193H78L79 189H77L76 187L79 186L82 189H85V188H84V184H82V182L79 181L80 179H78ZM135 177H132V179L138 181L136 179L137 177L136 178ZM86 180L87 179H85L84 181L86 182ZM177 185L178 183H175L176 187L179 186ZM208 185L210 186L212 185L210 187V194L203 191L204 188L208 187ZM216 191H219L217 192L218 193L217 197L214 196L215 194L212 195V193ZM23 192L27 194H23ZM166 192L168 193L166 194ZM5 194H10V193L6 192ZM162 194H165V197L161 198L160 196ZM193 197L196 199L195 200L192 199ZM37 199L38 200L43 199L44 201L42 200L43 202H39ZM77 199L78 200H75L74 198V201L72 202L73 203V205H71L72 212H75V211L78 212L80 210L79 206L81 205H84L83 208L85 209L92 210V211H98L97 209L98 204L93 199L92 201H90L91 198L90 199L86 198V200L85 198L84 199L77 198ZM22 200L23 199L21 198L20 201ZM196 200H198V202ZM21 205L22 204H20L19 206ZM20 210L23 211L24 206H21ZM86 220L89 221L90 219L86 218ZM83 225H86V224L81 223L80 228L84 227ZM224 230L226 229L224 228ZM85 234L87 233L85 232ZM83 237L85 238V236Z\"/></svg>", "mask_w": 264, "mask_h": 264}]
</instances>
